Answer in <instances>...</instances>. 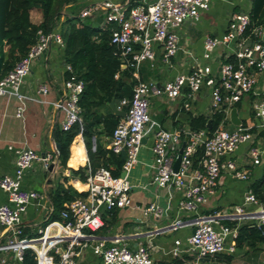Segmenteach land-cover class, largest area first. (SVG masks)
<instances>
[{"label": "built area", "instance_id": "1", "mask_svg": "<svg viewBox=\"0 0 264 264\" xmlns=\"http://www.w3.org/2000/svg\"><path fill=\"white\" fill-rule=\"evenodd\" d=\"M211 1L157 0L151 5L137 6L127 11L112 0H107L83 11L82 18L90 17L101 9L106 11L105 27L114 26L111 43L117 46L123 68L131 69L135 81L132 98L123 99L117 107L122 111L127 109L126 117L115 128L109 147L116 155L125 154L126 161L119 177L113 176L106 168L90 173L86 182L87 197L68 204L59 221L49 220L38 238H30L24 233L22 218L29 205L43 196L23 188L24 175L36 162H41L48 169L58 161L53 153L41 156L31 148L18 150L14 175L0 178V189L9 200V204L0 205V225L8 233L6 244L1 249L12 252L16 261L23 263L26 252L31 250L35 254L36 264H77L80 251L93 245L103 264H154L150 245L140 244L136 249H131L123 244L125 241L122 237L108 239L99 236L105 227L103 212L123 210L133 205V185L129 174L138 163L146 133L156 125L150 116L151 97L178 99L186 90L188 98H193L207 86L211 89L212 114L225 113L224 122L212 135L206 130L177 132L160 129L154 138L155 172L152 185L159 189L177 190L183 197L180 203L182 210L196 212L199 206L208 202L224 172L232 173L237 180L249 181V173L239 170L231 157L245 144L249 147L247 156L253 160V165L261 164L264 154V99L258 98L252 105L258 126H239L229 131L225 123L231 110L243 97L256 92V77L264 72V25L253 26L251 12L234 13L227 32L221 38L206 37L204 41L203 58L209 63L214 61L217 49L222 47L227 51L219 68V77L215 76L211 64L197 65L188 75H179L164 85L143 82L140 77L141 65L145 61L155 60L156 44L163 50L164 61L170 63L180 49L177 30L186 20L199 21L201 13L210 9ZM38 34V41L27 56L0 79V97L17 100L16 117L19 119L25 118L30 102L50 103L44 99L49 93L48 87H40V96L31 97L22 93V86L34 63L47 53L53 43L64 47L61 31L45 33L40 30ZM66 68L68 77L64 81L62 95L50 104L63 114L61 128L69 132L77 125L81 129L83 127L81 98L85 82L74 74L69 64ZM185 106L188 108L190 105ZM185 141L180 168L175 172L174 165L179 153L170 155L169 151H179ZM200 150H203L202 157L195 164ZM249 205L256 206L258 210L247 213ZM262 208L251 190L244 205L236 207L235 212L227 215V218H258L260 227L264 225ZM145 213L158 217L163 214L157 203H152ZM220 219L219 214L199 215L186 223L193 229L187 239L188 253L197 258H206L221 255L227 250L231 253L236 251L233 242L230 246L227 244L230 238L236 240L239 233L237 229L222 225ZM183 224L178 222L172 228L178 229ZM174 255L177 256V252Z\"/></svg>", "mask_w": 264, "mask_h": 264}, {"label": "crops", "instance_id": "2", "mask_svg": "<svg viewBox=\"0 0 264 264\" xmlns=\"http://www.w3.org/2000/svg\"><path fill=\"white\" fill-rule=\"evenodd\" d=\"M105 1L107 0H72L62 8L61 17L55 30L61 31L62 28H69L71 23L68 22L71 19H75L76 23H86L94 28L104 30L106 28L104 24L106 11L98 10L87 18H82L81 14L84 10L98 4L101 5ZM112 1L129 11L137 6L151 5L157 0ZM251 11V0H212L210 9L201 13L199 21L186 20L177 30L180 49L170 63L164 61L161 46L155 45V60L145 61L141 65V80L164 85L179 75H188L200 64H211L215 76H217L227 51L222 47L217 49L214 61L209 63L203 58L206 37L221 38L227 32L230 19L234 13H250ZM32 21L35 24L41 23L42 14L39 10L32 12ZM66 67L64 47L53 43L47 53L34 63L31 73L24 81L22 93L31 97H39L40 87L46 86L49 88V93L44 96V99L50 103L57 101L62 95L63 84L68 77ZM256 78V92L244 96L242 101L234 107L237 108L239 119L242 121L240 126L244 128L256 127L259 124L254 119L252 105L256 99H264V72L258 74ZM50 103L30 102L25 118L19 119L16 117L17 100L0 97V178L14 175L18 150L31 148L41 156L46 153H53L57 156L58 163L53 164V168L46 169L41 162H36L33 167L26 171L23 178L22 186L24 189L36 191L43 196L39 201L29 205L22 218L24 233L30 238H38L40 231L49 223V218L54 209L52 195L57 182L69 184L79 192H86V188L80 190L76 184L87 186L86 183H82L78 179H71L68 182L61 179V175L69 177L71 170H79L88 164V151L84 137L80 134L71 145L68 168L60 167V151L57 147L60 145L58 133L62 131L61 123L64 117ZM111 103L109 106L101 107L99 113L107 115L111 111L113 112ZM186 104L190 106L187 108ZM115 105L116 107L119 106L116 103ZM213 115L211 89L207 86H204L193 98H188L186 90L178 99H169L166 96L151 97L150 116L156 125L146 133L138 163L129 174V180L133 185V205L123 210H117V214L113 216H110L106 211L103 212L105 227L99 236L108 239L122 237L125 241L123 244L131 249H136L140 244L150 245L154 264H264V244L250 246L246 242L239 246V234L236 240L230 238L227 244L230 246L233 242L236 247L235 252L231 253L227 250L221 255L197 258L187 251L189 248L187 239L192 234L193 229L186 224L199 215L219 214L222 217L220 219L221 224L228 226L226 222L235 223L233 228L237 229L238 233L245 226L259 225L260 219L258 218L229 220L227 215L233 214L236 207L243 206L249 191L253 190L252 186L264 178V154L261 157V164L253 165V160L247 156L248 145H241L231 158L239 170L249 173V181L237 180L232 173L224 172L214 188L213 194L209 196L208 202L199 206L196 212L182 210L180 203L183 197L177 190L159 189L151 184L155 172L153 168L155 163L153 145L157 132L160 129L177 132L202 130L199 127L201 123L198 119L200 117L210 119ZM238 127L231 122L229 116L225 128L234 131ZM98 130L103 132L104 126H99ZM100 137L104 148L110 151L111 138L104 133ZM261 143L262 140L259 141V144ZM93 144L96 148L95 139ZM80 145H82L83 156L80 152ZM179 152L180 150H170L169 154L176 155ZM78 155L80 156L78 157ZM74 157L75 162L72 165ZM82 158H85L84 162ZM152 203H157L160 206L163 212L162 216L158 217L153 213H145V210ZM5 204H9L8 196L0 189V205ZM261 204L262 209H264V203ZM257 210L256 206L249 205L247 213ZM178 222L185 224L178 229H173L172 225ZM7 236V230L0 225V264H22L16 261L12 252L1 249L6 244ZM176 252L177 256L174 255ZM257 252L261 253V255H257L258 257H256ZM250 253L251 257H249ZM77 264L103 263L95 253L93 245H90L80 251Z\"/></svg>", "mask_w": 264, "mask_h": 264}, {"label": "trees", "instance_id": "3", "mask_svg": "<svg viewBox=\"0 0 264 264\" xmlns=\"http://www.w3.org/2000/svg\"><path fill=\"white\" fill-rule=\"evenodd\" d=\"M71 1L0 0V79L13 70L17 62L27 56L31 47L37 43L40 30L45 33L55 30L61 17L62 8ZM251 1L250 15L253 26L264 25V0ZM34 10H39L42 14L40 24H35L32 21ZM76 22L75 19L69 20L68 23H71L69 28H62L61 33L64 40L66 63L72 67L74 74L85 82V91L81 98L83 127L81 129L77 125L69 132L62 130L58 133L59 164L63 169L68 168L71 145L77 136L82 134L88 151V164L79 170H71L69 177L61 175V179L65 182L78 179L82 183H86L89 174L95 173L100 168L109 169L115 177L122 175V168L126 161L125 154L116 155L106 150L100 137L104 133L111 138L122 118L112 111L107 115L101 114L99 109L109 106L113 100L119 104L123 99H131L135 81L132 78L131 69L123 68V61L117 55V46L111 43L114 26L109 25L103 30L86 23ZM117 74L118 78H116ZM224 120L225 113L223 111L215 113L210 119L202 117L198 119L201 123L199 127L209 132V135H212ZM209 121H212L210 129L208 128ZM101 125L104 126L103 132L98 130ZM94 139L96 148L93 144ZM80 152L83 156L82 145H80ZM202 154L203 150H200L195 164L199 162ZM75 157L72 165L75 162ZM82 161L84 162L85 158H82ZM76 187L80 190L87 189V186H82L79 183L76 184ZM252 188L260 202L264 203V178L255 183ZM87 195L88 193L79 192L69 184L57 182L52 195L54 209L49 220L58 221L68 204L78 198H85ZM108 214L116 215L117 210L108 212ZM226 224L232 228L235 226V223L226 222ZM246 242L250 246L264 244V225L241 228L238 245L241 246ZM22 264H36L35 254L31 250L26 252Z\"/></svg>", "mask_w": 264, "mask_h": 264}, {"label": "water", "instance_id": "4", "mask_svg": "<svg viewBox=\"0 0 264 264\" xmlns=\"http://www.w3.org/2000/svg\"><path fill=\"white\" fill-rule=\"evenodd\" d=\"M219 73H220V69L217 73V77H219ZM111 108L113 110V112L118 116V117H121V118H124L126 117V112L125 111H122V110H119L116 105H115V101H112L111 103ZM230 118H231V122L235 125V126H240L242 121L239 119V115H238V111H237V108H234L232 109L231 111V114H230ZM212 124V121H209L208 123V128L210 129V126ZM186 146V141L182 144V147L180 149V152H179V156H178V159L176 160L175 162V165H174V171L177 172L180 168V164H181V161H182V154H183V150ZM58 147V151H60V145L57 146ZM54 165L51 166V168H53Z\"/></svg>", "mask_w": 264, "mask_h": 264}, {"label": "rangeland", "instance_id": "5", "mask_svg": "<svg viewBox=\"0 0 264 264\" xmlns=\"http://www.w3.org/2000/svg\"><path fill=\"white\" fill-rule=\"evenodd\" d=\"M40 12V11H39ZM254 253V252H253ZM259 255H261V253H259V252H257V254H256V257H258ZM249 257H251V253H250V255H249Z\"/></svg>", "mask_w": 264, "mask_h": 264}]
</instances>
